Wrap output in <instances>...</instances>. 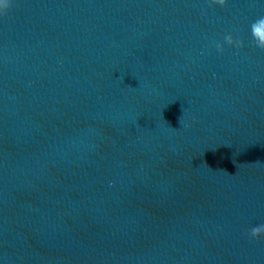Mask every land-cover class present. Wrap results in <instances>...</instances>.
I'll use <instances>...</instances> for the list:
<instances>
[{"label":"water","instance_id":"obj_1","mask_svg":"<svg viewBox=\"0 0 264 264\" xmlns=\"http://www.w3.org/2000/svg\"><path fill=\"white\" fill-rule=\"evenodd\" d=\"M261 18L0 0V264H264Z\"/></svg>","mask_w":264,"mask_h":264},{"label":"clouds","instance_id":"obj_2","mask_svg":"<svg viewBox=\"0 0 264 264\" xmlns=\"http://www.w3.org/2000/svg\"><path fill=\"white\" fill-rule=\"evenodd\" d=\"M219 4L221 5V7H225L227 5V0H218ZM10 10V4H8V6L4 9V13L6 14L8 11ZM258 21H260L259 26H256L255 23H253V28L254 31L256 33L257 36H264V18L259 19ZM228 42L231 44V36L229 35L227 37ZM240 47H243V44L241 43L239 45ZM217 47L219 48V50L221 52H223V47L217 45ZM262 50H264V48H261ZM262 232V228L260 227H254L251 229V236L252 238L256 239V240H260L262 237H264V235L261 234Z\"/></svg>","mask_w":264,"mask_h":264}]
</instances>
